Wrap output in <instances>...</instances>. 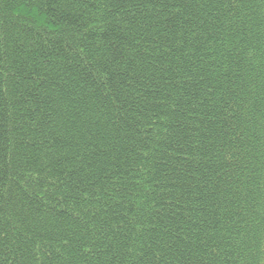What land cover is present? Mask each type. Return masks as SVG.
Returning a JSON list of instances; mask_svg holds the SVG:
<instances>
[{"label": "trees", "instance_id": "trees-1", "mask_svg": "<svg viewBox=\"0 0 264 264\" xmlns=\"http://www.w3.org/2000/svg\"><path fill=\"white\" fill-rule=\"evenodd\" d=\"M0 264H264V0H0Z\"/></svg>", "mask_w": 264, "mask_h": 264}]
</instances>
